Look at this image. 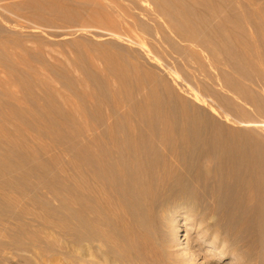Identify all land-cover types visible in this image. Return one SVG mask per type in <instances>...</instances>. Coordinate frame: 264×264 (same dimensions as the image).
Returning <instances> with one entry per match:
<instances>
[{
  "label": "rangeland",
  "instance_id": "374dc122",
  "mask_svg": "<svg viewBox=\"0 0 264 264\" xmlns=\"http://www.w3.org/2000/svg\"><path fill=\"white\" fill-rule=\"evenodd\" d=\"M191 116L264 163V0H0V209L75 182L79 149H173ZM254 243L240 264H264ZM12 247L0 264H29Z\"/></svg>",
  "mask_w": 264,
  "mask_h": 264
},
{
  "label": "bare ground",
  "instance_id": "6f19581e",
  "mask_svg": "<svg viewBox=\"0 0 264 264\" xmlns=\"http://www.w3.org/2000/svg\"><path fill=\"white\" fill-rule=\"evenodd\" d=\"M185 121H173V149H79L75 182L43 184L8 209L1 197V249L12 245L29 264H196L205 251L240 264L243 247L264 245V207L250 204L263 198L264 163L256 149H221L207 124Z\"/></svg>",
  "mask_w": 264,
  "mask_h": 264
}]
</instances>
